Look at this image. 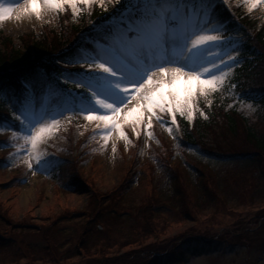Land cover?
<instances>
[{"label": "rangeland", "instance_id": "rangeland-1", "mask_svg": "<svg viewBox=\"0 0 264 264\" xmlns=\"http://www.w3.org/2000/svg\"><path fill=\"white\" fill-rule=\"evenodd\" d=\"M0 2L15 5L11 18L18 13L27 18L21 28L11 18L0 21L2 37L16 49L44 30L59 31L57 10L45 7L37 18L23 12L25 0ZM94 5H79L77 14L67 7L77 21ZM250 7L248 0H217L216 14L226 23L222 34L238 42L240 64L244 46L264 25V4ZM245 17L250 27L242 22ZM101 20L93 24L96 42L86 44L90 52L104 42V29L118 24L116 18ZM260 69L261 75L253 77L255 88H264V60ZM234 71L218 91L194 96L191 120L177 112L171 124L166 112L157 111L160 119H153L151 138L143 127L137 137L125 125L132 143L113 134L105 145L91 122L65 114L59 130L39 145L51 160L47 171L34 170V158L28 168L29 146L12 136L27 131L11 111L0 124V129L11 127L0 131V236L7 240L0 247V264H264V154L220 163L183 150L179 142L177 117L189 123L206 120L215 93L230 90ZM29 91L45 108L58 103V97L47 94L46 80L33 81ZM4 93L13 101L7 107L15 111L16 99L9 90ZM248 105L240 107L250 116L247 125L264 133L260 109ZM203 145L223 154L253 152L243 136L225 137L221 131ZM188 247L205 251L186 260L191 252L181 253Z\"/></svg>", "mask_w": 264, "mask_h": 264}, {"label": "snow or ice", "instance_id": "snow-or-ice-1", "mask_svg": "<svg viewBox=\"0 0 264 264\" xmlns=\"http://www.w3.org/2000/svg\"><path fill=\"white\" fill-rule=\"evenodd\" d=\"M227 4L228 0H221ZM250 9L264 4V0H248ZM113 7L121 5V12L103 38V44L88 54H77L64 62L54 79L34 68L31 78H25L26 92L22 100L14 102L12 113L21 129L13 131V138L22 137L27 146L26 161L29 169L47 171L51 163L39 151L59 130L61 117L82 116L100 129L106 145L113 134L132 143L124 130L130 125L137 137L143 127L151 138L153 119L159 120L157 111L166 112L171 124L176 123L177 112L193 117L192 99L198 93L221 89L233 69L240 64L238 42L225 37L226 23L216 14L217 0H108ZM99 4L105 0H25L23 12L41 16L43 8L63 11L70 6L77 14L78 6ZM13 4L0 2V21L11 18ZM105 11L107 8L105 7ZM19 18V17H17ZM79 65L76 71L71 67ZM46 80V92L58 97L54 108L38 105L28 86L33 81ZM74 84L80 92L64 89ZM230 83L229 87L235 88ZM34 87V85H33ZM0 96H7L0 89ZM248 107L251 109L252 105ZM254 110V109H252ZM65 117V118H68ZM171 124L165 123L169 133ZM11 130V127L0 131ZM113 151L115 146L113 145Z\"/></svg>", "mask_w": 264, "mask_h": 264}, {"label": "trees", "instance_id": "trees-1", "mask_svg": "<svg viewBox=\"0 0 264 264\" xmlns=\"http://www.w3.org/2000/svg\"><path fill=\"white\" fill-rule=\"evenodd\" d=\"M105 7L107 11H105ZM105 7H98V4H95L90 12L85 10L81 18L76 21L73 20L69 8L65 6L63 11H57L59 31L53 30L49 34L47 30H44L41 32V36L34 38V41L31 39L17 49L12 40L2 37L0 32V38H2L0 47V89L10 90L17 100H20L25 93V78L31 77L32 69L38 68L47 77L54 79L56 73L62 70V66L58 63L65 62L72 57L75 50L82 46L85 36L96 39L93 24L100 23L101 19L115 18L121 12V5L113 7L112 4L108 3V0L105 2ZM242 22L248 27L251 26L247 23L246 17L242 19ZM106 28L108 27L106 26ZM108 30L109 28L104 29L105 32ZM254 32L255 36L244 46L242 53L243 56L250 59L236 68L232 78L229 79L228 84H235V88L230 87L228 91L225 89L221 94L215 93L212 106L210 110L208 109V118L205 120L197 117L194 123L190 125L182 117H177L181 133L179 142L183 150L192 149L194 152L197 151L203 154L205 158H214L220 163L224 161H248L252 157L264 154V133L254 126L247 125L250 116L246 111L240 110V107L244 104L256 106L260 109L258 120L264 121V88L253 86V77L258 73L261 75L260 68L264 60V25ZM26 36L30 37L28 35L24 37L27 38ZM49 37L51 38L49 39ZM252 57L256 58L252 59ZM59 84L63 87L71 83L64 84L61 80ZM6 104V99L0 97V121L4 117L10 116L11 109ZM220 131L225 137L243 136L245 141L252 146L253 152L251 154L238 152V154L236 152L223 154L204 148L203 142L206 138L220 135ZM6 241L5 238L0 236V247ZM187 250L191 253L185 255L186 260L192 254L198 255L205 251L203 247L194 250L188 247L183 249L181 256ZM151 264L158 263L152 261Z\"/></svg>", "mask_w": 264, "mask_h": 264}, {"label": "bare ground", "instance_id": "bare-ground-1", "mask_svg": "<svg viewBox=\"0 0 264 264\" xmlns=\"http://www.w3.org/2000/svg\"><path fill=\"white\" fill-rule=\"evenodd\" d=\"M26 21H27V18L21 13L20 14L18 13V15L14 14L13 17L11 18V23L15 26L17 25L16 27H19V28L24 27V25L26 24Z\"/></svg>", "mask_w": 264, "mask_h": 264}]
</instances>
